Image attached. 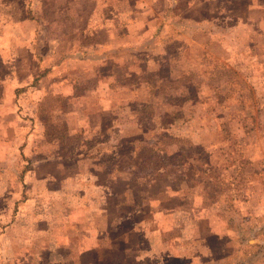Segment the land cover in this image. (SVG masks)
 <instances>
[{
	"label": "rangeland",
	"instance_id": "obj_1",
	"mask_svg": "<svg viewBox=\"0 0 264 264\" xmlns=\"http://www.w3.org/2000/svg\"><path fill=\"white\" fill-rule=\"evenodd\" d=\"M173 4L132 3L154 41L76 62L71 104L19 89L1 110L0 264H264V0ZM41 159L67 168L21 177ZM60 212L85 224L63 248Z\"/></svg>",
	"mask_w": 264,
	"mask_h": 264
},
{
	"label": "crops",
	"instance_id": "obj_2",
	"mask_svg": "<svg viewBox=\"0 0 264 264\" xmlns=\"http://www.w3.org/2000/svg\"><path fill=\"white\" fill-rule=\"evenodd\" d=\"M135 1L137 0L0 2V90L4 89L0 95V120L5 117V112L1 113V110H4L6 106H9L8 112L15 113L16 91L18 95L19 89L32 90L31 98L35 97V99L49 91L63 99H57L53 105L71 104L75 100L73 96H70V93L64 96L59 93V89L68 92L70 81L67 82L66 75L74 70L76 62L86 65L91 63L88 67L81 68L84 72L101 73L105 66L103 60L105 64L111 61L116 63V59L120 60L126 56L134 58L146 52V46L152 42L155 35L150 33V22L144 21L146 13L140 12L143 9L142 5L136 8L132 6ZM170 2L175 5L177 0H170ZM188 5L191 6V4ZM208 6L210 4L204 2L202 8L207 9ZM16 9L17 18L14 15ZM139 13L142 15L139 16ZM140 25H145L144 30L139 29L136 34L131 32L134 26ZM66 65L69 66L67 70L61 71ZM29 74L35 75L26 76ZM78 79L84 82V79L79 76ZM2 97L4 101H1ZM21 97L17 98V102L21 100ZM75 148L83 151L82 146L77 145ZM89 152L95 153L93 148H90ZM58 161L41 159L33 162L30 167H22L21 177L24 175L40 177L39 172L45 169L49 171L46 175L45 181H47L58 173V170L54 171L55 168L61 169L65 165L67 168V163L61 161L64 164H60ZM84 162L83 157L79 156L74 166L75 164L80 166ZM23 183L27 184V181L24 179ZM22 199L17 200V214L20 213L18 210L24 203ZM26 200L25 198L24 201ZM69 216L63 215V212L57 215L59 218L57 224L68 228L63 236H59L60 246L68 240L71 241L72 237L85 225H79L78 228L73 225L74 221L71 219L74 214ZM95 225L98 229L99 224L95 223ZM82 238L79 236V239L82 240ZM67 262L69 259L64 258L54 260L51 264H67Z\"/></svg>",
	"mask_w": 264,
	"mask_h": 264
},
{
	"label": "trees",
	"instance_id": "obj_3",
	"mask_svg": "<svg viewBox=\"0 0 264 264\" xmlns=\"http://www.w3.org/2000/svg\"><path fill=\"white\" fill-rule=\"evenodd\" d=\"M179 141H180V139H179ZM158 166V165H157ZM165 166H169V167H166L165 168ZM163 168H161V167H158L157 169L158 170H162V171H164L163 173H159V176L160 177H166V176H169L170 175V173L174 170V169H172V168H175V166H172V165H165ZM172 166V167H171Z\"/></svg>",
	"mask_w": 264,
	"mask_h": 264
}]
</instances>
